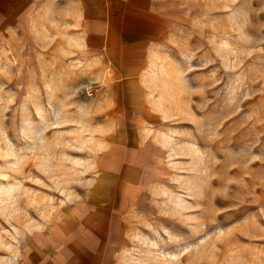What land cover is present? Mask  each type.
I'll use <instances>...</instances> for the list:
<instances>
[{
  "label": "rangeland",
  "instance_id": "rangeland-1",
  "mask_svg": "<svg viewBox=\"0 0 264 264\" xmlns=\"http://www.w3.org/2000/svg\"><path fill=\"white\" fill-rule=\"evenodd\" d=\"M22 13L0 26V264L88 210L103 118L54 6ZM167 18L141 78L159 160L112 264H264V0H168Z\"/></svg>",
  "mask_w": 264,
  "mask_h": 264
},
{
  "label": "crops",
  "instance_id": "crops-1",
  "mask_svg": "<svg viewBox=\"0 0 264 264\" xmlns=\"http://www.w3.org/2000/svg\"><path fill=\"white\" fill-rule=\"evenodd\" d=\"M38 1L54 6L56 23L70 28L86 55L93 75L87 88L102 98L103 118L94 129L100 148L88 210L72 214L73 224L56 226L24 264H112L116 219L149 186L159 160L147 137L152 114L141 78L150 73L151 50L168 25V0H0V26Z\"/></svg>",
  "mask_w": 264,
  "mask_h": 264
}]
</instances>
